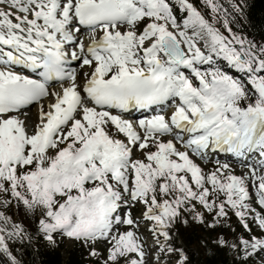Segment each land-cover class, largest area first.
<instances>
[{
    "label": "snow or ice",
    "instance_id": "1",
    "mask_svg": "<svg viewBox=\"0 0 264 264\" xmlns=\"http://www.w3.org/2000/svg\"><path fill=\"white\" fill-rule=\"evenodd\" d=\"M249 25L248 0H0V264L64 241L90 264H193L190 222L210 255L264 264Z\"/></svg>",
    "mask_w": 264,
    "mask_h": 264
},
{
    "label": "trees",
    "instance_id": "2",
    "mask_svg": "<svg viewBox=\"0 0 264 264\" xmlns=\"http://www.w3.org/2000/svg\"><path fill=\"white\" fill-rule=\"evenodd\" d=\"M249 17L251 23L256 25L254 30L251 25L248 27L249 34L256 35L259 38V29L264 25V0H248ZM179 232L184 244L189 248L199 250L200 257L197 259L198 264H236L237 257L234 253L225 249H214L210 255L202 244L205 235L210 234V238L217 235L216 231L206 230L205 227L196 222H190L188 225L179 226ZM210 232V233H209ZM227 234V230H224ZM38 259L44 264H61V257L54 249L44 248ZM67 264H86L83 254L76 251L70 252V258Z\"/></svg>",
    "mask_w": 264,
    "mask_h": 264
},
{
    "label": "rangeland",
    "instance_id": "3",
    "mask_svg": "<svg viewBox=\"0 0 264 264\" xmlns=\"http://www.w3.org/2000/svg\"><path fill=\"white\" fill-rule=\"evenodd\" d=\"M238 171H239V169H238ZM75 246H76V244L74 242H71V241H64L60 244L59 247H60V249H62V256L64 257L63 258L64 263H66V258L68 256L69 251L71 249H73ZM190 250H191L190 254H191V256L193 255L192 258L194 259V260H192L193 264H196L195 259L197 258V253H196L197 249L193 250L192 248H190Z\"/></svg>",
    "mask_w": 264,
    "mask_h": 264
}]
</instances>
